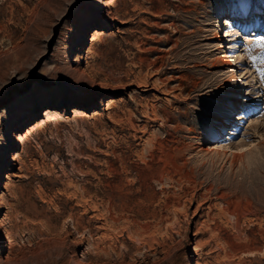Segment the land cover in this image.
<instances>
[{
	"label": "rangeland",
	"instance_id": "1",
	"mask_svg": "<svg viewBox=\"0 0 264 264\" xmlns=\"http://www.w3.org/2000/svg\"><path fill=\"white\" fill-rule=\"evenodd\" d=\"M263 9L0 0V264H264Z\"/></svg>",
	"mask_w": 264,
	"mask_h": 264
},
{
	"label": "bare ground",
	"instance_id": "2",
	"mask_svg": "<svg viewBox=\"0 0 264 264\" xmlns=\"http://www.w3.org/2000/svg\"><path fill=\"white\" fill-rule=\"evenodd\" d=\"M104 3L106 2V1H103ZM105 5L106 6H108V8H109V4L108 3H105ZM264 10V9H263ZM109 13H111L112 15H113V13H112V11H109ZM114 16V15H113ZM112 17V16H111ZM115 18V17H114ZM113 17H112V19H114ZM227 19V22H226V24H230V22H229V18L227 17L226 18ZM221 33V36L220 37H224V33H223V31H221L220 32ZM220 35V34H219ZM244 36V35H243ZM249 40V39H248ZM222 47V46H221ZM149 50V49H148ZM236 62H237V59L235 58V56H231V58L229 59V61L226 63V64H228V66H229V70H232V73H233V75H234V77L235 78H237L236 77V75H237V73H235V70H234V65L236 64ZM149 63V62H148ZM155 64V63H154ZM231 68V69H230ZM236 74V75H235ZM151 76V75H150ZM153 76V75H152ZM134 82V81H133ZM146 84H148V83H146ZM240 85H241V83H240ZM52 113H53V110L51 109V108H48V109H45V111H44V116H46V117H50L51 115H52ZM49 119V118H48ZM222 149V148H221ZM220 148L218 149V151L217 152H221V151H223L225 154L226 153H228V150L230 149H232V147L230 146V147H228V146H223V149L221 150ZM229 150V151H230ZM232 151V150H231ZM232 155H233V157L234 158H237L239 155H237V153H233V151H232Z\"/></svg>",
	"mask_w": 264,
	"mask_h": 264
}]
</instances>
